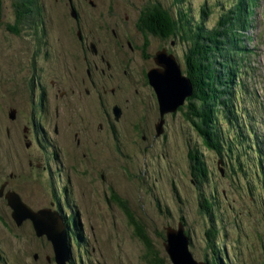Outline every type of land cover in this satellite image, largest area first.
Returning a JSON list of instances; mask_svg holds the SVG:
<instances>
[{
    "label": "rangeland",
    "instance_id": "1",
    "mask_svg": "<svg viewBox=\"0 0 264 264\" xmlns=\"http://www.w3.org/2000/svg\"><path fill=\"white\" fill-rule=\"evenodd\" d=\"M13 1L0 0V171H3L0 181L9 172L17 174L10 179V186L33 210L47 206L57 209L60 215L65 212L68 215L70 211L76 214L75 227L81 239L72 241L70 245L73 264H148L144 259L146 249L134 235L124 211L116 201L106 199L112 191L130 207L161 255L165 253L163 238L158 232L164 234L165 227L176 228L182 224L190 235L189 249L194 258L204 260V256L212 258V250L207 246L209 240L206 235L211 223L204 210L200 209L199 193L202 191L204 197H212V209L218 215L214 220L218 242L215 244L225 251L226 264H264L262 177L251 182L249 189L244 180L237 181L228 175L220 156L204 143L200 132L186 118L187 100L182 110L164 115L166 121L159 135L164 133L166 139L158 136L153 140V130L144 126L148 140L142 141L131 124L137 122L138 116L149 108L148 99L138 100V106L133 104L135 91L125 82L123 88L127 96L134 98L131 102L122 101L120 104L123 114L115 122V137L108 128L99 130L98 123L103 118L96 100L76 104L73 111L67 110L65 103L60 104L63 107L59 110V127L63 128L62 118L70 119L72 127L65 126L57 135L53 132L52 123L58 100L53 98L55 90L50 88L52 99L46 106V112L42 113L49 117L43 119L41 114L34 116L38 142L34 140L31 148L26 150L21 130L24 125L31 126L32 109L41 113L37 99V85L42 82L41 69L43 82L46 83L55 70L56 73L61 71L60 64L56 67L55 60L63 49L69 47L66 25L67 21L71 23V18L69 7L64 5L66 0H39L43 6L41 21L45 32L41 44V36L35 35L28 23L19 25V33L11 31L16 14ZM91 1L99 9L91 6L87 0H74L77 11L86 21L89 18L96 21L100 15H104L109 18V26L120 25L122 29L119 30H129L132 35H137L135 26L140 10L147 4L156 2L167 9L174 6V0ZM218 3L220 0H184L183 7L196 20L201 6L208 5L210 14L205 22L210 27L218 19L219 6H214ZM254 17L256 28L247 32L251 37L247 40V48L251 51L247 54L245 73L241 76L245 86L247 83L248 92L237 98L233 106L237 109L239 123L244 124L245 128L247 125L251 127L260 141L259 146L264 148V0L259 1ZM98 25L96 21L97 29ZM166 39L162 42L157 35H150L152 41L149 50L154 52L159 45H163L168 53L177 58L184 73L183 52L188 43L178 37ZM47 51L49 54L46 55ZM34 65L35 72L32 68ZM139 90L142 97L149 95L146 87ZM33 96L35 104H31L30 98ZM11 109H15L14 119L9 117ZM76 113L84 122L77 120ZM151 115L148 109V117ZM229 128L230 125L226 123L220 125V130L225 134ZM147 130L151 131L150 135ZM61 131H68L67 140L60 137ZM74 131L78 132V145ZM58 149L62 151L61 155L59 153L61 160L55 157ZM191 149L198 151L207 168L208 181L200 185L192 175L188 159ZM83 152L87 155L83 156ZM29 159L33 163L47 162L48 175L41 168L34 169L33 174L27 172ZM55 166H59L60 176L55 174ZM100 173L104 174V178ZM54 192L60 196L59 208L57 203L55 206L49 205V201H55ZM65 198L67 202L63 200ZM35 254L37 259L33 257ZM0 264H56L50 242L44 236L35 235L29 220L17 225L11 218V209L6 200L1 199Z\"/></svg>",
    "mask_w": 264,
    "mask_h": 264
},
{
    "label": "trees",
    "instance_id": "2",
    "mask_svg": "<svg viewBox=\"0 0 264 264\" xmlns=\"http://www.w3.org/2000/svg\"><path fill=\"white\" fill-rule=\"evenodd\" d=\"M183 1L174 0V6L168 9L156 2L147 4L140 10L137 26L143 33L164 38L178 37L181 41L188 43L189 46L183 52V63L184 73L193 85V95L187 100L186 118L190 119L196 130L200 132L204 143L220 156L229 176L237 181L244 180L249 189H251V182L257 181L256 178L259 176L262 177L264 197V148L259 146L260 141L252 128L248 125L245 128L244 124L239 123L236 115L237 109L233 106L237 98L248 92L247 83L245 86L241 76L245 73V59L251 51L247 48V40L251 39L247 32L251 26H254L253 29L256 28L255 8L260 0H220L218 5H214L219 6L218 19L210 27L205 22L210 12L208 5L201 6L199 18L194 20L190 12L183 7ZM13 8L16 14L11 31L19 33V25L28 23L35 35L41 36V2L39 0H15ZM146 46L147 44H144L143 48ZM32 68L35 72V65ZM30 93L33 95L32 91ZM40 114L34 112L30 116L34 120V116ZM222 123L230 125L226 134L220 130ZM188 159L196 183L200 185L203 181H208L206 165L196 149L189 150ZM199 195L201 197L200 209L204 210L211 223L206 235L209 240L207 246L212 250V258L208 259L204 256V260L209 264H226L228 259L225 251L215 244L218 242L215 238L217 230L214 227V220L218 215L213 212L210 202L212 197H204L202 191ZM63 200L68 201L67 198ZM111 200L116 201L122 208L128 222L133 227L134 235L142 241L146 249L144 259L147 263L169 264L166 255H161L160 251L154 248L143 224L135 217L126 202L113 191ZM55 201L57 207H61L60 196H57ZM65 213L62 217L67 225L71 245L72 241L81 239V235L75 227L76 214L72 211L68 215ZM185 232L188 234L186 229ZM158 234L164 240V234L162 232ZM188 236L190 238L189 234ZM70 261L69 263L73 264V261Z\"/></svg>",
    "mask_w": 264,
    "mask_h": 264
},
{
    "label": "flooded vegetation",
    "instance_id": "3",
    "mask_svg": "<svg viewBox=\"0 0 264 264\" xmlns=\"http://www.w3.org/2000/svg\"><path fill=\"white\" fill-rule=\"evenodd\" d=\"M87 2L91 6H94V8L98 7L99 9V6H97L95 2L91 0H87ZM64 5L69 7L70 12L72 9H74L76 15L75 17H72L70 13L71 19L69 21H71V23L67 21L66 25L68 33L67 38H69V47L63 49V52L61 53L62 56L60 55L55 60L56 67L59 63L61 66V71L56 73L55 70L54 74H52L53 77L51 76L48 79V83H46L43 82V71L41 69L42 82L41 84L38 82L39 84L37 85L39 92L37 99L38 105L41 109L42 118L48 119L49 117H46V115L42 113L46 112V106L48 103L50 104L49 100L52 98L49 95V89L53 88L55 90V92L52 90V92H54L53 98L58 100L54 107V121L52 123L54 133L58 135L60 130H62L65 126L72 127L71 120L65 118H62L63 120H61L63 123V128L59 127V110H61L63 107L61 106L63 103H65L67 110L71 109L73 111V107L76 104H82L87 103V101L90 102L96 100L101 107V118H103V121L98 123L99 130L103 131L108 128V131H110L115 137V122L117 123L123 114V109L120 104L122 101H125L126 103L131 102V100L134 98L131 95L127 96L123 88V84L126 82L128 86L132 87V89L135 91V99L137 102L135 103V100L133 104L136 105L138 100L148 99L147 103L149 108H146L143 114L138 116L137 122H132L131 124L132 128L135 129L136 134L141 138L142 141H147V135L143 131V127L145 126L146 128L151 127L153 130V140L157 139L158 136L164 137V133L163 135L156 134L155 126L160 119L158 103L154 91L149 85L146 76V72L155 66L153 63V52L149 50L152 41L150 40V35L154 34L143 33L137 25L135 26L137 35H132L129 33V30L121 31L119 30L121 27L120 25L115 27L109 26V18L104 15H100L99 18L96 19V21L99 22V28L97 29L95 26L96 21L93 18H89L86 21V18L80 15L75 7L74 0H66ZM41 27V44H43L44 39L42 38H44L45 32L42 22ZM158 38L162 42L167 40L161 36H158ZM144 44H147V46L143 48ZM161 48L166 49V47L163 45H159V47H157V49ZM48 52L49 51H47L45 54H49ZM141 62H143V64H141ZM54 66L52 67V71L55 68ZM142 87H146L148 89L149 95L146 97H142V94L140 95L139 93V88ZM30 99H33L31 104H35L34 96ZM115 106L119 109L118 118H115L113 114V108ZM148 109H150V113L153 114L149 117ZM33 111L34 110L31 111V115H33ZM111 113L114 116L113 120H111ZM75 116L79 122H84V119L79 117L77 113ZM165 121L166 120L164 116V122ZM33 122L34 120L32 119L31 126L24 125L21 130L23 132L22 139L24 141V147L26 150L31 148V143H33L34 140L38 142V137L36 136L37 133L35 132L34 128L35 125ZM40 130L42 131L41 125ZM147 131L148 135H150L151 131ZM73 134L76 137L75 142L78 145L80 143V139L77 137L78 132L74 131ZM30 136L33 141L30 139ZM60 137L64 140H67L68 131H61ZM58 150L59 151L55 152V157L57 159L60 158L59 153L60 155L62 154L61 149ZM86 155L87 153L83 152V156ZM20 168L24 169V166H21ZM39 168H41V171L47 172L48 175L49 166L47 162L41 161V163H33L30 159L27 160V172L33 174L34 171H36L34 169ZM54 172L56 175L60 176L61 170H59V166H55ZM0 173L3 174V171H0ZM100 175L102 178H104L103 173H100ZM16 176L17 174L9 172L7 177L5 178L4 176V178H2L3 180L0 181V199L2 201L6 200L5 194L8 192H14L19 195V193L10 186V179ZM57 196L58 195H56L54 192V197L56 198ZM106 199L111 201V194L110 196L106 197ZM55 203L56 202L54 200L49 201V205L52 204L55 206ZM33 257L37 259V254H35ZM49 259L50 257L47 256V260Z\"/></svg>",
    "mask_w": 264,
    "mask_h": 264
},
{
    "label": "water",
    "instance_id": "4",
    "mask_svg": "<svg viewBox=\"0 0 264 264\" xmlns=\"http://www.w3.org/2000/svg\"><path fill=\"white\" fill-rule=\"evenodd\" d=\"M70 13L75 17L74 9ZM153 63L155 66L146 72V76L158 103L160 119L155 129L159 135L163 132L164 115L172 114L184 105L193 95V85L190 78L182 72L177 58L168 53L167 49L155 50ZM113 114L118 118L119 109L116 106L113 108ZM9 117L14 119L15 109L10 110ZM5 198L11 208V218L16 224L20 225L24 220H29L35 235L44 236L50 242L54 262H69L71 252L68 229L57 209L43 207L33 210L14 192L6 193ZM162 245L169 264H209L206 260L194 258L189 249L190 238L182 224H178L176 228L165 227Z\"/></svg>",
    "mask_w": 264,
    "mask_h": 264
},
{
    "label": "bare ground",
    "instance_id": "5",
    "mask_svg": "<svg viewBox=\"0 0 264 264\" xmlns=\"http://www.w3.org/2000/svg\"><path fill=\"white\" fill-rule=\"evenodd\" d=\"M253 27H254V26H251V31L254 30Z\"/></svg>",
    "mask_w": 264,
    "mask_h": 264
}]
</instances>
